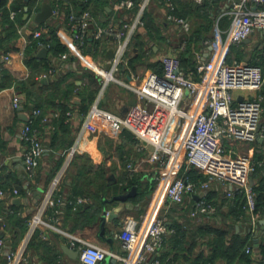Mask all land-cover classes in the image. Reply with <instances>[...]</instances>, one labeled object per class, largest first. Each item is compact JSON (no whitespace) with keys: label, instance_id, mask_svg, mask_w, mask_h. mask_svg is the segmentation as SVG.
Listing matches in <instances>:
<instances>
[{"label":"built area","instance_id":"obj_1","mask_svg":"<svg viewBox=\"0 0 264 264\" xmlns=\"http://www.w3.org/2000/svg\"><path fill=\"white\" fill-rule=\"evenodd\" d=\"M11 1L8 0V6ZM193 1L197 4L202 2ZM149 2L150 0H141L137 10L133 12L134 0H116L112 7L126 14L123 21L120 23L110 21L99 27L94 26V18L88 9L77 14L67 6L53 8V17H63L66 21L68 47L73 49L79 59L85 58L82 56L84 54L82 48L86 38L99 42L105 37L112 38L114 53L110 59L109 70L103 67L106 62V50L103 52L101 46L99 52L102 53L103 62L88 64L101 80L100 94L109 82L119 83L134 94L133 104L128 106L122 115L103 111L95 103L82 120L78 139L88 128L98 125L102 116V124H105V127L130 132L137 141V149L146 152V160L160 166L156 194L164 197L168 204L181 205L185 197L189 199L197 197L188 216L203 215L214 219L217 216V209L206 200L205 192L211 182H220L226 188L230 186L243 195L246 217L254 228L261 212L258 210L256 192L249 176L257 167H264V157L253 161L247 154L232 156V149L224 148L223 140L247 142L264 140V127L261 124L264 96L258 93L251 99L242 97L240 100L234 96L235 91L258 92L264 83L263 68L259 64L244 61H227V53L232 45L244 42L256 32L264 35V0L237 2L228 0L213 22L214 37L204 42L205 47L211 46L208 57L203 60V54L196 55L198 80H194L181 69L179 54L185 48L184 40L174 52L165 53L160 57V73L148 71L137 84L120 81L116 78V73L127 65L130 58V41L137 29L143 26L142 15ZM165 7L167 10L165 21L183 33H188L189 22L175 14V4L166 1ZM14 16L15 11L11 10L9 17L13 19ZM223 16L230 18L229 25L224 31L219 27V20ZM47 31L48 27L41 25L31 34L37 38ZM256 47L264 58V42L257 43ZM18 54L23 57L24 49L22 48ZM68 55L67 52L61 53L58 60L67 59ZM1 60L4 63L8 62L10 55H2ZM54 72L55 69L51 68L47 74H41L38 78L50 79ZM21 101L22 97L14 94L12 107L17 109ZM33 114H40V110L34 109ZM67 115L70 116V113ZM19 135L23 143L21 158L26 178L30 179L39 164L44 146L38 129L32 126L30 120L20 127ZM69 149L65 162L30 215L25 238L20 245L11 249L10 246L6 247L5 240L0 237V254L4 256L6 264H25L26 247L33 232L41 226L54 227L43 220V215L48 209L52 210L51 219L54 222L59 221V208L64 202V197L58 193V188L74 155L75 146ZM181 164L186 168L196 169L198 173L206 176V180L196 183L178 175ZM127 171L128 177H131L133 174L131 163L127 164ZM232 189L227 192L228 196L233 194ZM12 194L16 195L17 190L14 189L10 193L9 190L0 189V197H11ZM68 202L75 207L84 200L78 197L75 202L71 200ZM158 214V205L156 207L151 205L140 220L132 217L123 220L115 237L125 251L124 256L54 228L68 238V246L78 251L77 257L83 264H99L107 256L116 259L117 264H177L162 258L165 237L173 230ZM2 220L0 216L1 230L5 228ZM41 236L45 237L43 233ZM245 251L253 254L249 246Z\"/></svg>","mask_w":264,"mask_h":264},{"label":"crops","instance_id":"obj_2","mask_svg":"<svg viewBox=\"0 0 264 264\" xmlns=\"http://www.w3.org/2000/svg\"><path fill=\"white\" fill-rule=\"evenodd\" d=\"M135 1V0H134ZM137 1V0H136ZM193 1V0H192ZM194 2V1H193ZM48 3V2H45ZM139 2H137L138 4ZM152 3V6H150ZM227 0H216L214 4V10L216 11L215 18L217 15L223 10V8L227 5ZM50 4V3H49ZM113 4V3H112ZM112 4L109 6L110 10L106 11L104 8V11L102 12L103 17L101 18L100 12H99V20L95 21L94 19V26H104L108 24L110 21L114 23H120L123 21V13L116 11ZM51 5V4H50ZM108 7V6H106ZM147 7H150L151 11L153 12V15L155 17L156 22H161L164 20V14L166 10L165 4L161 3L159 0H150ZM54 7H52L53 9ZM67 10V9H66ZM105 15V16H104ZM199 17V16H197ZM227 17V19H226ZM214 18V20H215ZM186 19L189 22L190 29L189 31H194L196 29L201 28L200 32L203 35L208 36L207 39L203 41H199L197 43H193L194 45L191 47V53L193 57L196 58L197 54H203L205 49L204 42L210 41L214 37V26L213 23L209 27V29L205 32L204 28H206V24L204 20H202V17L198 18V24H196V27L193 26V23L189 19V16L186 17ZM213 20V22H214ZM230 18L228 16H223L219 20V27L222 31L226 30V28L229 25ZM54 22V25L56 26V35L59 38L60 42L66 47V52L69 54L67 59L65 60H52L49 56V53L47 52V56L45 59L49 63V67L55 69L54 74L56 75H64L73 71H77L79 74L82 72L91 69L88 64L91 62H97L101 63L103 62V58L101 55H96L94 61L91 57V55L83 54L82 56L85 58L79 59L73 49H70L68 47L69 38L66 35V21L63 19V17H57L52 18L51 20H47L46 22L42 24H35L33 21V17L22 27L18 28V30H21V32L18 31V37L13 43V45L17 49H0V66L6 67L13 77L18 80H23L28 77L30 70L24 63V56H19L18 52L20 50L25 49V46L28 43V36L31 34L32 31H34V27L36 25H45L49 28V24ZM163 26L161 27V34L163 39H154L150 43V49L152 48V53L150 49L144 48V54L141 57L142 62L137 63L135 65V69L133 71H130L127 69V67H123L118 71L117 78L120 81H125L132 84H137L140 82L142 76L148 72V71H154L150 65L155 62H159L160 57L164 54L162 53V49L169 50V48H172L171 44V36H175V32L172 28L177 30L178 32H181L183 35H187L188 33H183L182 31L177 29L176 26H173L171 28V25L167 23L166 21H162ZM0 30H2L1 24H0ZM139 33H144V30L142 27H139L137 29ZM171 32L170 34H168ZM1 33V32H0ZM166 33V34H165ZM170 36V37H169ZM26 40V44H25ZM186 39H183V41ZM264 42V35L261 36L258 32L253 33L247 40L244 41L246 46H253V48L256 46L257 43H263ZM112 46V39L111 37L103 38L101 48H106V50ZM179 47V46H178ZM41 47H39L40 49ZM38 49V50H39ZM130 49V57L135 56L133 50ZM37 50V52H38ZM132 50V51H131ZM164 50V51H165ZM36 52V54H37ZM64 53V52H63ZM162 53V54H161ZM9 54L10 60L6 63H4L1 60V56ZM235 60V59H232ZM231 60V61H232ZM247 62V61H244ZM160 63V62H159ZM51 65V66H50ZM90 71V70H89ZM48 72V71H47ZM264 72V67H263ZM43 74V72L39 73L35 78L37 80H40L38 78L39 75ZM78 84L82 83L85 85L87 83V78L84 77L81 81H77ZM99 88L97 94L95 95L94 100L88 105L87 111L84 114H79L78 110V103L80 98L77 95H73L72 101L73 104L68 105V112L70 113V116L66 113V123H69L70 132L68 134V138L72 139V144L70 147L75 146V152L74 155L84 157V159H89V163H91L94 166H98L103 168L105 171H107L106 178L113 180L110 184L115 183L121 173H123V162L125 161V164L127 162V159L131 161L133 173H143L147 176H150V174H157L156 181L159 178L160 169L156 168V166L152 165L150 162L146 160V152L140 151L137 149V141L134 138V136L130 132H126L125 130H115L112 128L105 127V124H102V116L98 121V125L92 126L88 128L78 139V132L82 124L83 118L89 113L92 106L96 103L97 107L103 111L115 114V115H122L128 106L131 105V102L134 101V94L129 89L123 87L119 83H112L109 82L106 84L105 88L102 90L100 94ZM262 94L264 96V83L261 87V89L258 92H246V91H235L234 96L236 99H241L242 97H246L251 99L256 94ZM14 94H19L15 90L14 86H10L8 88L2 89L0 91V182L6 184L8 187V190L11 191L16 189L17 194L13 195L11 197L5 196L0 197L1 202L5 206L6 209L12 205V199L14 197L20 198V203L16 206L21 207V216H25L27 214L31 215L36 205L39 203L41 196L43 192L47 189L49 186L51 180L56 175V173L60 170L63 163L66 160L67 153L70 149H67L66 151L62 150H54L48 147V144L50 142V139L52 137L53 132H59V129H56V125L53 123L54 119L58 115V111H54L52 107L47 108L46 114L44 116L43 121H45L43 124H37L38 126V133L39 137L42 141V144L44 146V152L42 153V156L39 160V164L36 167L34 174L30 179L26 178L25 170L23 161L21 158L22 150H23V143L20 139L19 135V129L20 127L26 122L23 118L25 113L29 114V117L32 123H34V120L39 115L33 114L34 107L32 104L25 105L23 101V95L19 94L22 97V101L20 106L17 109H14L12 107V97ZM100 94V96H99ZM98 96L100 97L98 100ZM263 106V112L261 114V120L263 119L264 114V101L262 103ZM238 143H245L248 145L247 147V155H250L253 159V161H258L259 159L264 157V140L262 141H254V142H247V141H241V140H233V141H227L223 140V145L227 147V149H232V153H234L233 145ZM69 147V148H70ZM120 148L118 151L117 149ZM128 148V150L126 149ZM120 152H124V156H126L125 160L122 161L119 154ZM73 155V156H74ZM73 159V157H72ZM70 160V163L67 167V169L64 172L63 178L61 180V183L58 188V193L61 194L64 197V202L60 205L59 208V221L53 222L51 219L52 216V210L48 209L46 214L43 215V220H45L48 224L54 226L55 228L61 229L64 232H68L78 238H81L83 240H86L90 243L96 244L98 246H101L107 250H110L114 253H116L119 256H124L125 251L122 249L120 241L115 237V234L118 232L119 227L121 226L123 220L126 217H132L134 219L140 220L146 212L149 210L150 206L154 204V198L156 195V191L158 190V186L156 183L155 189L152 193L151 199L148 201L147 204L140 207V202L131 200L128 198V202L130 204L129 208H124L123 203L116 202L114 204H109V201L111 199L112 195L119 194L118 192V186L115 188V191H117L115 194H113L112 190L106 194L104 199L106 200L104 202V206L102 208L105 209L107 212L114 209L115 212L118 214L117 217L113 218L111 221H105L104 224V232L103 236H100V219L97 223L94 225H87V226H77V223L74 221V216L67 215V211L77 212L78 206L84 204V207H89V203H87L86 199L81 196H73V190L75 187V184L78 182L76 179L79 165L81 163V158H74V160ZM72 161V162H71ZM183 164H181V167ZM186 167V166H185ZM264 169V168H263ZM181 170V168H180ZM180 170L178 172V175L180 174ZM121 171V172H120ZM119 172V173H117ZM261 176H264V170H260L259 174L252 173L249 176L250 183L253 185H257L258 181ZM29 182L30 188H25V184ZM21 188L24 189V192L21 191ZM232 188L226 186L220 182H211L209 185L208 190L205 192L207 195L210 193L211 200L217 201L218 203L225 200H236L235 202L240 201V193H237L234 189H232V195L228 196L227 192L231 190ZM242 195V194H241ZM82 198L84 202L79 205H73L69 204V200L75 202L76 198ZM197 197L194 199H189L188 197H185L183 204L177 205V204H168L164 197L159 198L158 203V210H159V217L163 218L166 222V224L177 222L188 225V229L190 234H192L194 231H196V225L200 224L201 222L205 221H211L214 220L210 217H206L203 215L196 216V217H189L188 212L192 208L193 203L196 201ZM87 204V205H85ZM107 204V205H106ZM70 208V209H69ZM183 208V209H182ZM222 209L223 214L225 215L227 212H229V208L227 206L223 207ZM186 209L187 212L185 211ZM245 211V208H244ZM68 213V214H70ZM102 214V212H101ZM246 215V213H245ZM68 216V217H67ZM220 219V217H218ZM222 220H225L227 223L230 222V226H246L248 224L247 219H234L233 215H228L227 218L220 219L219 222H222ZM264 220V208L261 210V216L259 218V221ZM259 221L257 225L253 228L260 231L258 233L256 239L254 238L255 233L247 234L243 232L242 230L235 231L232 229V233L240 235L243 239L247 240V245L251 246L250 248L253 251L250 254V256L255 261L254 264H260L263 262L261 255H259L258 251V245L260 238L264 232V229L262 227L264 224H259ZM54 227L45 226L38 228L41 233L45 235V237L42 239L47 240L48 243L53 246L57 247L61 250V241L62 239H65L66 244H69L68 238L64 236L60 231L55 229ZM1 230V226H0ZM4 240L6 243V247L10 246L8 245L7 238L11 237V233L9 231H4ZM111 238L112 240L109 241L108 239ZM23 239L19 240L15 247H11V249L17 248L21 241ZM166 244L164 245V251L170 249L173 247V241H171V238L169 239V234L165 238ZM187 243L183 244V247L188 246ZM195 240L198 244L197 247L194 249V253L198 251H207L205 242L207 239L205 237L201 238L200 236H196ZM257 245V246H255ZM245 247V249H246ZM246 252V251H245ZM31 257L30 259H27V262L25 264H46L45 262L39 260L35 253L30 251ZM28 258V254H27ZM0 264H6V260L3 256L0 258ZM58 264H83L79 261L78 257L76 259H72L68 257L66 254L62 253L59 257ZM99 264H105L104 261L100 262ZM117 264V261L116 263ZM181 264V263H180ZM216 264H223L222 262H217Z\"/></svg>","mask_w":264,"mask_h":264},{"label":"trees","instance_id":"obj_3","mask_svg":"<svg viewBox=\"0 0 264 264\" xmlns=\"http://www.w3.org/2000/svg\"><path fill=\"white\" fill-rule=\"evenodd\" d=\"M115 1L116 0H28L25 2L24 0H12L8 6V0H0V24L2 27V30H0V49H17L13 43L19 35L18 28L24 26L39 10L41 4L45 2L50 3L54 8L57 6H67L68 9L77 14L88 9L95 21H97L99 20V12H103L106 6H110ZM159 1L163 4H165L166 1L174 2L175 14L183 18L192 15V13L202 17V20H204L206 24V28H204L205 32L209 29L215 18L216 11L214 10V4L216 0H204L201 5L196 6L195 2L192 0H186L185 2L182 0ZM137 5V1L135 0L133 12L137 10ZM25 6L28 7V16L26 18H24ZM11 10L15 11L13 19L9 17ZM142 21L144 33L141 34L136 31L129 45L133 50L131 51L136 54L135 56H131L127 62L126 67L130 71L135 69L137 63L142 62L141 57L144 54L143 52L146 44L151 43L154 39H163L161 34L163 23L155 21L150 7L145 8ZM38 27L39 25H36L34 30ZM199 27L191 32L190 40H188L189 42H199L208 38V36H202V34L199 33L201 30ZM56 30L57 28L54 22H52V24H49L46 33H42L37 38L32 37V34L28 36V43L24 49V63L30 70L27 78L23 80L15 79L6 67L0 66V91L14 86L17 93L23 95L25 105L32 104L34 109L40 110V114L36 117L34 123H32V119L30 120L34 128H38V123L43 124L45 122L43 119L47 108L52 107L54 111H58V115L53 123L56 125V129H59L61 133L58 134L56 131L53 132L48 147L54 150L66 151L72 144V139L67 137L70 132V124L65 122L66 113L69 110L68 105L73 104V95H77L80 98L78 103L79 114H84L87 111L88 105L94 100L100 88L101 80L99 76L89 70L81 74L77 71L59 76L53 74L46 82H41L35 78L39 73L51 69L47 60L37 58L36 52L39 47H45L52 60H56L61 53L66 52V47L60 42L56 35ZM100 43L102 45V42L86 38L82 52L92 57L102 55V53L99 52ZM242 45L246 46L245 43L242 42L237 45H232L229 48L227 61L232 60L230 52L236 55L237 61H243V59H241L243 58ZM88 48H90V50H88ZM101 49L103 52L106 50V48ZM253 49L254 52H252V56L247 62L259 64L263 68L264 58L261 57L260 50L256 46ZM150 51L152 53V48ZM179 57L181 69L185 73L190 74L194 80H198V75L196 73V58L193 57L189 45L185 46L184 50L180 52ZM148 65H150L155 72H161V65L159 62ZM84 77L87 78V83H85V85L82 83L78 84L77 81L82 82ZM261 124L264 127V121L261 122ZM119 156L122 161H124V152H120ZM74 158H81V163L76 177L78 182L75 184L73 196H81L89 203V207L86 208L84 204L78 206L77 212L70 213L67 211V215L74 216L73 219L77 223V226L83 227L97 223L100 219L102 208L105 205L103 202L104 197L111 190L113 194H115L117 192L115 191L117 186L119 188L117 193H122L134 186L136 188V193L130 199L138 202H141L146 194H152L155 189L157 174H150V176H147L143 173H133L131 177H128V173L124 172L118 177L115 183L110 184L108 183L110 179L108 177L106 178L107 171L103 168L92 165L89 163V159H84V157L74 155L72 160H74ZM260 170L264 169L262 168ZM260 170L257 168L253 173L259 174ZM179 175L196 183L206 180L205 175L198 173V171L192 167L186 168L184 164L181 167ZM253 188L256 192L258 210L261 212L264 208V176L260 177L258 184L253 185ZM0 189L8 190V187L6 184L0 182ZM21 191L24 192V189L21 188ZM238 197L241 198L239 202H235L236 200L234 199H224L218 203L217 201H212L210 193H208L205 198L216 207L217 216L214 220H208L196 225V231L192 234L188 233L189 229L186 224L177 222L166 224L173 230L169 234V239L171 238V241L174 243L173 247L170 249L163 250L162 258H167L168 261L177 264H216L217 262H222L223 264H254L255 261L253 258L250 254L245 252L247 240L230 231V222L227 223L225 220L219 222L220 219L227 218L228 215H233L234 219L238 220L247 219L244 211L245 200L243 195L240 194ZM114 203L116 202L109 204ZM224 206L229 208V212L225 215L222 211ZM185 211L187 212V209ZM20 212V206L12 204L6 209L0 200V216H2V221L5 225V228L0 230V237L4 238V231H9L11 237L7 238V241L8 245L11 247H15L17 242L23 239L27 231V223L30 215L21 216ZM218 217H220V219ZM197 235L207 239L205 242L207 251L200 250L194 253L195 247L198 246L195 240ZM187 238L189 239L188 246L183 247V244L187 243ZM165 244L166 240H164V245ZM257 249L263 260L260 264H264V232L260 238ZM30 251H33L37 258L46 264H58L59 257L63 253L59 248L51 246L47 240L42 239L39 229H36L28 240L26 247V256L28 254L27 259L31 257ZM1 256L3 255L0 254V258Z\"/></svg>","mask_w":264,"mask_h":264},{"label":"water","instance_id":"obj_4","mask_svg":"<svg viewBox=\"0 0 264 264\" xmlns=\"http://www.w3.org/2000/svg\"><path fill=\"white\" fill-rule=\"evenodd\" d=\"M25 2H27L28 0H24ZM228 1V0H227ZM233 2H237L238 0H232ZM137 2H141V0H137ZM229 7H231V5H229ZM105 10L106 11H109L110 10V7H105ZM28 7L25 6L24 7V18H26L28 16ZM100 15H101V18H104L103 17V14L102 12H100ZM53 18V9H52V6L49 4V3H43L41 4L39 10L34 14L33 16V21L35 24H42L44 22H46L47 20H51ZM91 28H93V25L90 26ZM264 32V31H263ZM112 39V38H111ZM88 50H90V48H88ZM211 50V46H208L204 53H203V60H205L208 55H209V52ZM113 53H114V49L112 46H110L107 50H106V53H105V58H106V62L105 64L103 65L104 69L105 70H109L110 68V59L113 57ZM37 58H45L47 56V49L45 47H41L37 54H36ZM47 80L49 79H46V78H43L41 79V82H46ZM240 100V98H239ZM134 101L131 102V104H133ZM25 121H28L30 119L29 117V114L25 113L24 115V118H23ZM259 141H262V139H259ZM111 181L113 180H109L108 183H111ZM30 183L27 182V184H25V188H30ZM136 193V188L133 186L131 187L130 189L122 192V193H119V194H115L111 197V199L109 201H106L104 199V202H120V203H123L124 205V208H129L130 207V204L129 202L127 201L128 198L134 196ZM152 197V194H146L145 198L140 202V207L147 204L148 201L151 199ZM12 203L13 204H16L18 205L20 203V198L19 197H14L12 199ZM87 205V204H85ZM118 214L115 212L114 209L110 210V211H106L105 209H103L102 211V214L100 216V236H103V232H104V224H105V221H111L113 218L117 217ZM259 224H264V220H261L259 221ZM230 227V231H232V229H234L235 231H238L239 229L242 230L243 232L247 233V234H250V233H255V236L254 238L256 239L258 233H260L259 230L256 229H253L252 225L251 224H246V226H237V225H234V226H229ZM262 229H264V226L262 227ZM109 241H111L112 239L109 238L108 239ZM8 243V242H7ZM257 246V245H255ZM61 251L66 254L68 257L72 258V259H76L77 256H78V251L76 249H72L70 248L67 244H66V241L65 239H62L61 241ZM105 264H115L116 263V259L114 258H111L110 256H107L104 260Z\"/></svg>","mask_w":264,"mask_h":264},{"label":"rangeland","instance_id":"obj_5","mask_svg":"<svg viewBox=\"0 0 264 264\" xmlns=\"http://www.w3.org/2000/svg\"><path fill=\"white\" fill-rule=\"evenodd\" d=\"M182 1H186V0H182ZM204 2V0H202V2L201 3H195V6L196 5H201L202 3ZM174 3V2H173ZM150 6H152V3H151V5ZM165 13H166V11H165ZM165 15V14H164ZM124 16H126V14H124L123 13V17ZM198 18L199 17H197V15H194L193 13H192V15H190L189 16V19L191 20V22L193 23V26H195L196 27V24H198ZM162 21H165V16H164V20H162ZM161 21V22H162ZM170 24V23H169ZM171 25V24H170ZM174 25H171V28L173 27ZM173 30H174V32H175V36L174 35H172L170 38H171V44H172V48H169V50H165V49H162V53H168V52H174L177 48H178V46H180V44L182 43V41H183V39H186L187 41H186V44H185V46H188L189 45V47L191 48L194 44L193 43H197V42H189L188 40H190V37H191V31H188V34L185 36V35H183L181 32H178L177 30L175 31V29L174 28H172ZM171 32H169L168 34H170ZM166 34V33H165ZM190 43V44H189ZM145 47L147 48V49H150V43L149 44H146L145 45ZM241 49H242V52H243V58H241V59H243V61H247V60H249L250 58H251V56H252V52H254V49H253V46H241ZM165 50V51H164ZM161 53V54H162ZM231 53V58L232 59H237V57H236V55L233 53V52H230ZM92 57V56H91ZM92 59L94 60V61H96L95 60V58H93L92 57ZM88 70H90L91 72H93V70L92 69H88ZM48 72L46 71V72H43V74H47ZM53 73V72H52ZM94 73V72H93ZM95 74V73H94ZM51 78V77H50ZM116 78H117V73H116ZM118 79V78H117ZM112 83H115V82H112ZM100 87H101V82H100ZM185 94L187 95V92H185ZM91 110V109H90ZM263 119H264V114H263ZM261 122H262V120H261ZM98 124V123H97ZM108 128H110V126L108 127ZM122 130H124V129H122ZM126 131V130H125ZM127 132V131H126ZM247 147H248V145L247 144H245V143H238V144H235V145H233V150H234V153H231L232 154V156H236L237 154H247ZM224 148H226L227 149V147H226V145L224 146ZM127 150H128V148H126ZM118 151L120 150V148H118L117 149ZM126 157V156H125ZM126 158H124V160H125ZM129 163H131V161L129 160V158L127 159V162H126V164H125V161L123 162V173L125 172H128L127 171V164H129ZM152 165H154V166H156V168H159L160 169V166H158L157 164H153V163H151ZM181 168V167H180ZM257 168H259V170L260 169H262V168H264V167H257ZM256 168V169H257ZM121 172V171H120ZM117 173H119V172H117ZM123 173H121V174H123ZM158 181V180H157ZM188 210V209H187ZM54 222V221H53ZM26 234V233H25ZM25 238V235H24V237H23V239ZM22 242V241H21Z\"/></svg>","mask_w":264,"mask_h":264},{"label":"bare ground","instance_id":"obj_6","mask_svg":"<svg viewBox=\"0 0 264 264\" xmlns=\"http://www.w3.org/2000/svg\"><path fill=\"white\" fill-rule=\"evenodd\" d=\"M159 197H160V194H156L155 195V198H154V204L152 205V207H156L159 203Z\"/></svg>","mask_w":264,"mask_h":264}]
</instances>
